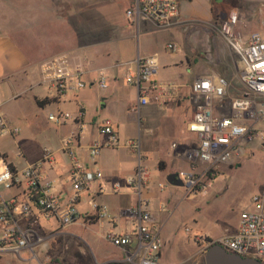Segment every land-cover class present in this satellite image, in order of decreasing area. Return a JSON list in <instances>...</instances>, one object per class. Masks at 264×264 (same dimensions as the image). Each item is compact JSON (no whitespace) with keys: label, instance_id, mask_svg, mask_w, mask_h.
<instances>
[{"label":"built area","instance_id":"built-area-1","mask_svg":"<svg viewBox=\"0 0 264 264\" xmlns=\"http://www.w3.org/2000/svg\"><path fill=\"white\" fill-rule=\"evenodd\" d=\"M180 15L179 0H134L129 10V16L137 26L148 21L158 29L173 27L179 22ZM240 21L239 11L231 9L226 17L221 18L218 31L238 54L241 88L230 92L229 79L216 72L199 75L192 83L195 107L187 128L196 134L197 145L181 152L191 163L189 169L180 173L183 187L191 197L206 195L222 166L237 163L245 145L257 138L264 139V134L257 129L259 123H264V34L258 30L246 34L240 27ZM167 48L174 52L179 49V44L169 42ZM39 69L41 82L48 85L50 94L57 98L88 85L84 78L87 73L85 62L71 52L57 53L44 59ZM158 72L159 62L155 55L138 56L133 69L126 71L127 83L136 86L139 93L137 104L133 107L135 112L140 113L142 106L152 101L165 104L166 93L176 89L173 82L162 84L157 81L155 75ZM95 81L99 86L107 87L104 70H99ZM84 115L85 108L81 105L76 115L62 110L50 113L48 117L61 123L68 119L79 120ZM99 127L102 133L108 135L110 143H119L110 118L103 119ZM19 131V127L7 123L0 110V133L15 135ZM77 135V131H72L62 139L63 151L69 155L71 163V191L65 194L53 192L54 178L47 176L56 162L53 150L45 148L40 160L22 168L2 162L0 253L10 251L21 254L23 250H31L37 256L36 247L44 249L53 233L51 231V236L47 235L45 229L43 233V222L53 219L62 228L72 225L86 227L98 218L106 220L111 226L103 236L123 253L121 258L114 260L115 263L161 264L164 239L150 199L145 195L148 171L143 162L140 138L129 140L137 152L138 164L134 174L125 180L136 194L137 201L120 210L118 217L123 219V227L119 230L116 229L119 225L117 215L106 203L96 199V192L90 193L91 211L83 213L79 209L81 193L90 192L94 183L103 177V172L99 167L91 169L81 162L73 150ZM103 146L99 141L90 145L88 157L91 163H96ZM46 165L49 167L47 170L44 169ZM14 187L22 188V191L13 195L4 194V190ZM121 188V181L114 182V192ZM107 190L106 186H100L98 191ZM216 242L231 252L264 260V183L261 190L251 196L249 205L243 208L236 232L222 235Z\"/></svg>","mask_w":264,"mask_h":264},{"label":"crops","instance_id":"crops-1","mask_svg":"<svg viewBox=\"0 0 264 264\" xmlns=\"http://www.w3.org/2000/svg\"><path fill=\"white\" fill-rule=\"evenodd\" d=\"M223 1L179 0L181 7L179 22L169 29H158L148 21H143L139 26L130 19L104 21V23H111L110 28L101 30L103 34L105 32L108 33L106 39H100L96 43L85 45L81 48L72 49L68 47L58 52L76 54L85 62L87 67V73L84 78L88 85L78 91L68 92L62 98L51 95L48 85L41 82L39 65L44 59L40 60L30 55L12 35L0 34L1 112L10 126L20 128L16 121L20 113L19 109L28 107V113L25 109L27 115H29L27 123L42 125L46 130L50 131V143L42 149L43 151L39 156L29 159L21 150V144L17 137L19 133L15 135H2L0 133V158L2 162L5 161L13 167L22 168L29 163L40 160L43 157L45 148H49L53 150L56 158L49 175L45 171L47 176L54 178L51 190L58 194L70 192L69 170L71 163L69 155L63 151L62 139L72 131H77L78 135L73 144V150L81 162L88 164L91 169L99 167L103 172V177L94 183L90 192L84 191L81 193L78 204L79 209L83 213L91 211L89 205L90 193L96 192V199L99 202L106 203L111 212L117 215L119 225H117L116 229L120 230L123 227V219L118 217L120 210L135 204L137 201L136 194L125 180L134 174L138 164L137 152L129 144V140L139 136L143 162L148 171V189H146L145 195L150 199L153 214L162 227V231L165 230L167 228V218L162 217L160 213L179 194L177 188H174L176 185L170 184L167 177L172 172L180 174L183 170L190 168L191 162L182 156L181 152L183 149L197 145L196 134L190 132L187 128V123L191 119L195 107L192 83L195 77L210 74L209 71H199L198 73L190 74L187 71L188 67L191 66V60L188 55H185L187 64L183 65V56L176 54V51L171 52L167 48V44L169 42H177L178 39H182L184 36L174 35L172 28L188 26L189 29L185 30V32L188 31L186 32L188 35L184 36V39L188 40L190 36L193 37L195 45L190 47L191 53L200 54V52H203L198 47L200 44L204 48L211 47L210 28L211 26L214 27L215 24L218 25L221 20V18H216V14L222 10ZM229 3L232 4L231 9L239 11L240 27L246 34L250 33L248 31L249 28L259 26V23L249 18L247 11L254 10L257 7L263 8L264 0H229ZM136 28L137 33L135 35ZM134 36H136L137 40L134 44L135 49H133L132 58L129 61L125 60L124 63H121L119 59L109 60L111 54H120L122 47L127 41H133ZM220 37L222 38L221 35ZM215 45V49H217V43ZM140 55H155L159 62V72L155 75V79L162 84L173 82L177 87L166 93L167 101L165 104L159 105L152 101L142 106L140 113H137L133 110V107L137 104L138 89L136 86L127 83L125 74L128 69H133L135 60ZM124 64L127 66L126 70L122 68ZM99 70H104L107 74V87H101L95 81L98 78ZM213 72L217 73L218 71ZM222 75L224 74L222 73ZM224 76L226 77V75ZM233 78H236L237 85L233 88L231 80H229L230 92L241 88L238 74L230 79ZM81 105L85 108V115L79 120L68 119L57 123L48 117L50 113H57L62 110L76 115ZM158 108L167 110L163 111L161 113L162 116H158L157 119L161 133H164L165 126H167V133L170 130L179 128L184 138H186L173 140L170 147L164 150H157L159 141L148 135L144 137L140 127L136 128L135 126L138 118L139 126L144 123L142 113L153 114ZM43 113H47V116H44ZM105 118H110L113 121V128L119 138L118 144L110 143L108 135L100 131L99 123ZM22 123L24 122L22 121ZM146 130L148 131V129ZM153 130L157 129L154 128ZM137 133L139 134L138 136L136 135ZM155 135L157 136L156 132ZM95 141L103 143L104 146L96 163L93 164L89 161L88 151L90 145ZM174 143L178 145L175 147L173 146ZM14 147L16 151L13 149ZM16 153L22 160L21 163L15 161ZM0 167H3L2 163ZM47 168H49L48 165L44 169L47 170ZM116 181H121L122 188L114 192L112 186ZM100 186H106L107 192H99ZM177 187L183 188L182 198L187 199L184 187ZM21 191L22 188L14 187L3 192L6 195H13ZM154 200L158 202L156 208L152 206V201ZM95 220L86 228L99 225L102 235L111 228L106 220L98 218H95ZM163 239L165 245L166 238L163 237ZM117 249L121 251L118 247ZM122 256L123 253L121 251L120 256L116 257V259ZM114 260L110 258L100 264H121L115 263Z\"/></svg>","mask_w":264,"mask_h":264},{"label":"rangeland","instance_id":"rangeland-1","mask_svg":"<svg viewBox=\"0 0 264 264\" xmlns=\"http://www.w3.org/2000/svg\"><path fill=\"white\" fill-rule=\"evenodd\" d=\"M133 1L0 0V34L12 35L30 55L43 60L68 47L81 48L106 39L108 33L103 34L101 30L110 28L111 23L104 21L129 20ZM231 6L229 0H224L222 10L217 12L216 18L226 17ZM247 14L259 23L258 27L249 28L248 31L258 30L264 34V7L247 11ZM187 28L189 29L188 26H179L171 30L174 35L186 36ZM136 33L137 28L135 35ZM184 36L177 40L179 49L176 54L183 56V65L187 64L185 55H188L191 66L187 71L190 74L218 71L231 80L233 88L237 85L236 78H230L238 74L241 67L239 57L220 37L218 25L210 28L212 46L204 48L200 44L198 47L203 50L200 54L190 52V47L195 45L194 39L190 36L185 40ZM136 40L134 36L133 41H127L121 53L111 54L109 60L119 59L121 63L129 61ZM215 43L218 45L217 49ZM126 67L125 64L122 65L125 70ZM25 109L28 113V107L20 108L16 119L20 126L17 137L21 150L29 159L39 156L42 149L50 143V131L42 125L27 123L29 115ZM163 111L167 110L158 108L153 114L142 113L144 123L139 126L138 118L135 124L136 128L140 127L144 137L148 135L159 141L157 150L167 149L173 140L186 139L179 128L167 133L165 126L164 133H161L157 119L162 116ZM43 114L47 116V113ZM154 128L157 130H153ZM257 129L264 134V123H259ZM13 149L16 151L15 147ZM15 155V161L21 163L17 153ZM223 167L213 178L212 186L206 195L191 197L184 188L187 199H183V188L174 186L179 194L160 213L162 217L167 218L166 233L165 230L162 231L166 243L161 264H205L206 248L220 236L236 232L243 208L249 205L251 196L259 192L264 183V139L257 138L249 142L244 146L238 163ZM2 169L3 167H0V171ZM157 204V200L152 201L155 208ZM94 221L96 220H92ZM42 227L43 233L45 229L47 235H50L51 231L53 234L44 249L36 247L37 256H34L31 250L21 254L2 252L0 264H99L110 258L116 259L121 254V251L102 235L99 225L89 228L81 225L62 228L52 219L43 222Z\"/></svg>","mask_w":264,"mask_h":264},{"label":"water","instance_id":"water-1","mask_svg":"<svg viewBox=\"0 0 264 264\" xmlns=\"http://www.w3.org/2000/svg\"><path fill=\"white\" fill-rule=\"evenodd\" d=\"M167 180L172 185H184L183 179L178 172L170 173ZM204 261L205 264H264V260L231 252L218 242H212L206 248Z\"/></svg>","mask_w":264,"mask_h":264},{"label":"trees","instance_id":"trees-1","mask_svg":"<svg viewBox=\"0 0 264 264\" xmlns=\"http://www.w3.org/2000/svg\"><path fill=\"white\" fill-rule=\"evenodd\" d=\"M218 16H219V15H218ZM129 19H130V20H132V17H131V16H129ZM132 21H133V20H132Z\"/></svg>","mask_w":264,"mask_h":264}]
</instances>
